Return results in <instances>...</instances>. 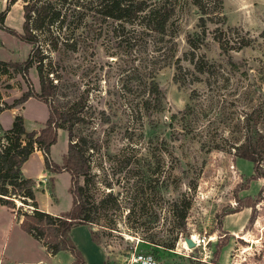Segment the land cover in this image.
Masks as SVG:
<instances>
[{
	"label": "rangeland",
	"instance_id": "1",
	"mask_svg": "<svg viewBox=\"0 0 264 264\" xmlns=\"http://www.w3.org/2000/svg\"><path fill=\"white\" fill-rule=\"evenodd\" d=\"M23 5L0 23V94L9 104L41 91L36 65L19 72L11 64L25 62L33 47L20 37ZM6 6L0 0V12ZM166 7L161 33L80 7L86 16L64 24L60 35L75 46L49 50L60 86L51 101L61 109L83 104L58 129L51 158L64 165L71 140L86 149L92 227L113 264H128L135 249L158 264H264V149L256 163L237 149L249 135L264 143V0H168ZM31 98L3 111L0 135L11 114H21L29 132L46 126L49 103ZM41 162L28 160V174L37 175ZM70 185L69 172L46 168L34 187L40 208L68 211ZM32 209L16 199V219ZM17 223L0 205V243H11L4 230ZM90 233L79 225L73 240L102 260Z\"/></svg>",
	"mask_w": 264,
	"mask_h": 264
},
{
	"label": "trees",
	"instance_id": "2",
	"mask_svg": "<svg viewBox=\"0 0 264 264\" xmlns=\"http://www.w3.org/2000/svg\"><path fill=\"white\" fill-rule=\"evenodd\" d=\"M18 1L20 0H7L6 9L0 12V23L4 22L7 13ZM22 1L24 2V24L20 37L33 47L25 62L11 64L19 72H25L36 65L41 91H28L11 104L1 102L0 94V113L26 102L32 96L49 103L50 111L46 126L38 132L27 131L24 118L19 114L16 115L12 127L0 135V205L7 206L14 211L16 199H19L23 203L33 206L31 211L21 214L23 217L22 228L43 242L52 254L69 250L75 257L74 264H86L82 252L71 236L74 226L85 224L91 227L93 241L101 244L98 238L99 233L92 227V213L95 208L91 206L86 193L90 174V166L85 156L86 149L79 147L77 142L71 140L64 165L54 162L51 158V148L57 142L58 129L63 128L68 122H74L76 112L82 107L83 100L79 98L69 101L66 109L60 108L58 98L51 101L60 86L58 85L59 81L54 82L55 79L52 78L56 72L54 69L56 64L51 57L52 52L49 50L60 51L62 47L74 49V43L70 42L73 37H64L60 35V31L75 13L79 17L86 16V13L77 7L83 8L84 11L91 10L95 15L99 14L103 18L127 22L139 19L145 28L161 33L164 32L170 17L168 12H162V8L165 10L167 8L168 0H164L160 7H154L148 0ZM201 18L204 20V17ZM43 37L47 38L49 42H44ZM247 44L244 43V45ZM51 73L53 76H50ZM237 149L244 157L256 163L263 153L264 143H259L255 136L249 135ZM36 150L43 152L47 169L56 172L67 171L71 174L70 192L73 203L68 211L54 214L40 208L34 188L36 180L27 177L23 172L24 163ZM82 178L85 183L81 182ZM103 264L110 263L107 261Z\"/></svg>",
	"mask_w": 264,
	"mask_h": 264
},
{
	"label": "crops",
	"instance_id": "3",
	"mask_svg": "<svg viewBox=\"0 0 264 264\" xmlns=\"http://www.w3.org/2000/svg\"><path fill=\"white\" fill-rule=\"evenodd\" d=\"M31 100L33 101L36 99L33 98L28 99L26 101L27 102L26 106L28 102ZM6 112L7 111L3 112L0 115V120L4 116V114H7ZM13 121H14V116L11 114L7 117L5 123H3L2 121L1 123L4 125V127L9 128L13 124ZM35 155L38 156V158L41 159L43 162H41L42 166L38 168V174L33 176L28 174L29 172L27 169V161L30 160ZM30 157L31 158H29L23 165V172L27 177H31L36 180L46 170L45 157L41 150H36L35 152H33V154ZM62 172H67V171H62ZM62 172H57V174ZM4 207L8 208L12 212L14 216V222L17 221L18 223L15 227L14 225H11L10 229L8 228L7 230H4V235H7V238H9V240L7 241L9 242L11 240V243H0V264H39V262L41 261H43L44 264H74L75 257L69 250H62L59 251L57 254H52L43 244V242H41L39 239H37L32 234L28 233L22 228L21 226L22 219H16V215L13 209L7 206ZM78 226H74L72 228L71 230L72 238L75 237V230L77 229ZM92 242L94 246H98L103 258L102 260H97V261L92 260L90 256L85 252V250L82 248L80 243L77 242L79 244V248H82V251L84 252V256H85L84 259L86 261V264H103L107 261L110 264H113L109 259V252L107 251L106 247L103 244L96 243L95 241Z\"/></svg>",
	"mask_w": 264,
	"mask_h": 264
},
{
	"label": "built area",
	"instance_id": "4",
	"mask_svg": "<svg viewBox=\"0 0 264 264\" xmlns=\"http://www.w3.org/2000/svg\"><path fill=\"white\" fill-rule=\"evenodd\" d=\"M128 264H158L153 253L135 249L127 256ZM39 264H44L43 261Z\"/></svg>",
	"mask_w": 264,
	"mask_h": 264
},
{
	"label": "water",
	"instance_id": "5",
	"mask_svg": "<svg viewBox=\"0 0 264 264\" xmlns=\"http://www.w3.org/2000/svg\"><path fill=\"white\" fill-rule=\"evenodd\" d=\"M186 241L189 247L197 246V242L192 237H187Z\"/></svg>",
	"mask_w": 264,
	"mask_h": 264
},
{
	"label": "bare ground",
	"instance_id": "6",
	"mask_svg": "<svg viewBox=\"0 0 264 264\" xmlns=\"http://www.w3.org/2000/svg\"><path fill=\"white\" fill-rule=\"evenodd\" d=\"M193 237H194V239L197 241L196 237H195V236H193Z\"/></svg>",
	"mask_w": 264,
	"mask_h": 264
}]
</instances>
